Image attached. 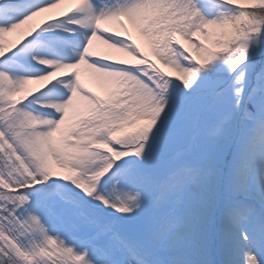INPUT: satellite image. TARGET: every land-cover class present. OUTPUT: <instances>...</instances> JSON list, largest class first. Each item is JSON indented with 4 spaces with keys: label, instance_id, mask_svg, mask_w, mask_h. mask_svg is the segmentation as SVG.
<instances>
[{
    "label": "snow or ice",
    "instance_id": "6c2138e0",
    "mask_svg": "<svg viewBox=\"0 0 264 264\" xmlns=\"http://www.w3.org/2000/svg\"><path fill=\"white\" fill-rule=\"evenodd\" d=\"M64 3L0 0V264H264V0Z\"/></svg>",
    "mask_w": 264,
    "mask_h": 264
},
{
    "label": "rangeland",
    "instance_id": "374dc122",
    "mask_svg": "<svg viewBox=\"0 0 264 264\" xmlns=\"http://www.w3.org/2000/svg\"><path fill=\"white\" fill-rule=\"evenodd\" d=\"M70 3V2H69ZM113 27H116V26H113ZM18 30H22V29H18ZM25 30V29H24ZM133 35L134 36H136V33L135 32H133ZM7 38L8 39H12V40H15V39H18V38H16V37H9V35L7 36ZM137 39H138V41L140 40V38L137 36L136 37ZM142 42V41H141ZM96 47L99 49V50H101V51H106L107 49H106V46H104V45H101V44H99L98 42L96 43ZM146 47V46H145ZM147 50V49H146ZM149 53H150V51H149ZM115 58H124V59H127L126 57H125V55L124 54H122V53H119V52H114V51H112V53H111ZM150 55H151V53H150ZM152 56V55H151ZM153 57V56H152ZM166 71H168V72H170L168 69L166 70ZM171 73V72H170ZM175 75V74H174ZM91 76V75H90ZM89 75H86L85 77L87 78V80L90 82H88L87 80H86V78H85V82H86V84L89 86V88H92L93 86L95 87V85H96V81H95V79L93 78V77H90ZM99 83V82H98Z\"/></svg>",
    "mask_w": 264,
    "mask_h": 264
},
{
    "label": "bare ground",
    "instance_id": "6f19581e",
    "mask_svg": "<svg viewBox=\"0 0 264 264\" xmlns=\"http://www.w3.org/2000/svg\"><path fill=\"white\" fill-rule=\"evenodd\" d=\"M71 5H75V4H74V0H72V4H71ZM22 34H24V33H20L19 30H16L15 32L10 33V34H8V35H9V37L11 36V37L19 38ZM96 85H97V87H98L99 89H101L99 83H97Z\"/></svg>",
    "mask_w": 264,
    "mask_h": 264
}]
</instances>
